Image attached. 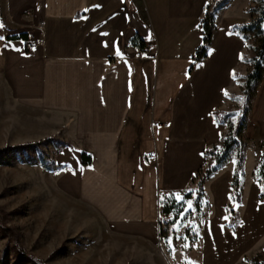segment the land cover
Masks as SVG:
<instances>
[{
    "label": "crops",
    "instance_id": "0c3cea01",
    "mask_svg": "<svg viewBox=\"0 0 264 264\" xmlns=\"http://www.w3.org/2000/svg\"><path fill=\"white\" fill-rule=\"evenodd\" d=\"M213 1L0 0V77L42 128L29 140L56 136L67 143L55 156L61 168L43 171L107 234L130 238L156 258L164 253L166 230L180 219L177 211L186 207L176 201L177 192L193 202L187 237L206 203L201 230L206 259L207 225L228 233L225 252L208 263L222 264L244 237L239 232L244 218L237 231L224 219L233 205L235 160L207 181L205 196L196 191L198 173L210 161L206 150L225 131L214 112L223 108L244 45L233 29L241 23L216 19L208 55L191 72L203 38L201 21ZM28 39L32 48L26 47ZM83 152L91 163H84ZM250 185L246 208L262 191L260 181Z\"/></svg>",
    "mask_w": 264,
    "mask_h": 264
},
{
    "label": "rangeland",
    "instance_id": "374dc122",
    "mask_svg": "<svg viewBox=\"0 0 264 264\" xmlns=\"http://www.w3.org/2000/svg\"><path fill=\"white\" fill-rule=\"evenodd\" d=\"M255 6V0H228L218 11L216 19L220 22L222 18L230 17L234 20L232 25L248 22L254 17ZM256 44L257 38L254 35L248 41L244 40L224 92L222 107L231 113L228 120L232 124H236L241 110L243 84L252 71V62L244 58L247 56L252 59L255 56ZM251 92L247 128L243 134L244 139L250 140L246 151L247 180L244 184L243 203L239 207V225L244 218L239 232L244 237L234 243L222 264H264L262 191L259 195L255 192L247 208L245 205L251 182L259 181L255 172L264 154V148L261 147L264 140V118L256 119L264 114V75L259 82L254 83ZM41 129L34 123L33 115L27 116L19 100L10 96L8 86L0 77V264L2 260L5 264H210L209 260L214 261L217 255L225 252V235L228 233L210 222L205 230L209 244L206 259L204 240L201 237L202 216L208 211L205 202L203 215L198 214L199 225L195 231L192 230L191 237H187V230L192 225L189 214L184 218L179 232L173 231L171 226L167 227L166 238L162 240L164 253L159 258L136 248L130 238L107 234L101 229L102 224L92 218V214H87L80 201L71 200L61 193L56 181L41 166L18 158L17 148L20 145L43 141L39 148H30L27 154L22 150L19 153L29 158L46 153L55 160L56 147L48 140L58 139L56 136L38 141L29 140L35 138L39 134L35 131ZM224 130H228L227 124H224ZM235 155L236 151L231 161L235 160ZM217 232L219 234L215 245L212 237L215 238ZM177 235L181 238L176 239ZM169 238L172 239L171 247L167 243ZM185 243L189 245L188 248L183 247ZM15 247L22 249L33 260L19 262Z\"/></svg>",
    "mask_w": 264,
    "mask_h": 264
},
{
    "label": "trees",
    "instance_id": "16d2710c",
    "mask_svg": "<svg viewBox=\"0 0 264 264\" xmlns=\"http://www.w3.org/2000/svg\"><path fill=\"white\" fill-rule=\"evenodd\" d=\"M228 2V0H214L209 3L205 10V15L202 18V28H203V38L201 45L197 48L196 54L193 59L191 66V72L195 69L198 63L207 57L210 50L214 32L216 30V15L218 11ZM256 6L253 9L254 17L245 23L237 24L233 27L238 34L245 40L248 41L251 35L257 38V44L254 46L255 56L249 59L246 55L245 61L252 62V71L247 76L244 82V98L241 104V110L239 111V116L237 118L236 124L229 122L228 118L230 112L225 109H218L214 112V117L216 121L220 124H227L228 130L224 131L221 135L220 143L212 148L206 150V155L210 157V161L200 169L198 173V186L196 188L197 193H202L206 195L205 184L207 181L219 170H221L227 162L233 158V153L236 151L235 155V166L233 171V178L231 182V196L233 205L228 206V220L227 224L230 228L236 229L240 222V214L238 206L243 203L244 199V181L246 177V151L249 146V141L243 138V134L246 131V120L249 116L248 103L251 100L252 88L255 82H259L264 75V0H255ZM20 37L28 38L26 34H21ZM142 40H140V43ZM143 45V43H142ZM48 142L56 147V153L60 152L67 143L56 138H50ZM41 142L26 143L20 145L17 148L18 158L23 162L39 165L46 171L55 172L61 168V165L50 157L49 154L42 153L38 157L29 158L28 155L22 157L20 150L24 154H27L30 148H39ZM262 148H264V140L262 141ZM84 163H91V155L83 152ZM256 176L262 185V195L264 194V154L263 158L256 169ZM190 193H188L189 195ZM168 207L166 208V210ZM191 236V232L189 233ZM15 253L18 261L33 260L28 257V255L23 252L19 247H15ZM34 262V261H33ZM1 264H5L4 260ZM37 264V263H35Z\"/></svg>",
    "mask_w": 264,
    "mask_h": 264
},
{
    "label": "snow or ice",
    "instance_id": "6c2138e0",
    "mask_svg": "<svg viewBox=\"0 0 264 264\" xmlns=\"http://www.w3.org/2000/svg\"><path fill=\"white\" fill-rule=\"evenodd\" d=\"M3 27H4V25L3 24H0V28H3ZM3 39H4V37L3 36H0V40H3ZM116 54L118 56H122L123 55L120 52L119 48H117ZM241 59H243L242 56H241ZM234 78H235V76H234ZM225 95H227V93H225ZM201 155H204V154L201 153ZM189 191H191V190H189ZM174 197H175L176 201L178 203H180L181 205H183V204L186 203V207H183L181 210H178L177 213H176V215L178 217H180V219L175 220L174 223H173V225H172L173 229L176 232H179L180 226H181L182 222L184 221V218L186 217L187 214H190L191 212H193L194 211V208H193V202L191 200H188V201L185 202L184 201V196L181 193H179V192L175 193L174 194ZM224 219H228V217L225 216ZM192 230L195 231L196 229H192ZM180 238L181 237L179 235H177L176 239H180ZM167 243H168L169 247H171L172 246V239L169 238L168 241H167ZM188 246L189 245L187 243H185L183 245L184 248H188Z\"/></svg>",
    "mask_w": 264,
    "mask_h": 264
},
{
    "label": "built area",
    "instance_id": "2783aa9c",
    "mask_svg": "<svg viewBox=\"0 0 264 264\" xmlns=\"http://www.w3.org/2000/svg\"><path fill=\"white\" fill-rule=\"evenodd\" d=\"M26 15L28 17H30V16H32V12L31 11H27ZM41 25H42V22H40L39 26H41ZM33 46H34V42L32 40H30V39L26 40V47L27 48H32ZM146 48L149 49V46L146 45ZM141 55H142V51H136L135 52V56L140 57Z\"/></svg>",
    "mask_w": 264,
    "mask_h": 264
},
{
    "label": "bare ground",
    "instance_id": "6f19581e",
    "mask_svg": "<svg viewBox=\"0 0 264 264\" xmlns=\"http://www.w3.org/2000/svg\"><path fill=\"white\" fill-rule=\"evenodd\" d=\"M264 93V92H263Z\"/></svg>",
    "mask_w": 264,
    "mask_h": 264
}]
</instances>
